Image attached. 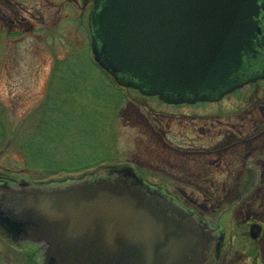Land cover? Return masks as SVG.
Wrapping results in <instances>:
<instances>
[{
  "label": "water",
  "instance_id": "obj_1",
  "mask_svg": "<svg viewBox=\"0 0 264 264\" xmlns=\"http://www.w3.org/2000/svg\"><path fill=\"white\" fill-rule=\"evenodd\" d=\"M261 8L264 0H94L91 54L119 87L170 104L217 101L264 79L253 62ZM0 232L35 245L40 264H212L223 240L125 166L0 182Z\"/></svg>",
  "mask_w": 264,
  "mask_h": 264
},
{
  "label": "rangeland",
  "instance_id": "obj_2",
  "mask_svg": "<svg viewBox=\"0 0 264 264\" xmlns=\"http://www.w3.org/2000/svg\"><path fill=\"white\" fill-rule=\"evenodd\" d=\"M92 3L93 0H0V107L12 130L24 131L32 123L51 83L52 91L59 97H73L75 101L86 103L78 108L80 114L77 117L80 119L77 125L81 133L72 140L76 144L82 143L78 160L94 157L106 160L81 173L59 172L42 179L44 182L105 173L113 166L133 164L132 156L135 154L147 158H161L163 155L160 145H147L141 140V132L145 130V111L134 104H141L138 94L114 87L93 62L87 23ZM120 95L125 98L113 115L111 111ZM148 102L157 103L153 99ZM218 105L226 109V116L201 120L214 124L219 120L234 121L242 123L245 128H259L255 138L235 147L233 154H226L228 158L232 156L235 162L240 159L243 163L252 155L257 156L260 171L249 173L247 185L253 186L254 181L264 184V81L227 95ZM97 110L103 111L109 121L95 115ZM205 111L211 112L212 108ZM101 117L104 118L102 114ZM198 121L185 119L182 121L183 130ZM175 127L180 128L179 125ZM93 144L97 148L91 151L92 154L83 153L86 147ZM68 147L72 149L71 145ZM66 148L60 151L64 154ZM4 166L10 167L15 180L20 179L18 177L39 178L26 169L23 155L18 150H8L0 155V168ZM16 173L19 176H15ZM247 191L245 188L238 193L194 194L199 199L197 211L210 218L211 226L221 225L226 237L236 235L232 244L226 240L224 248L231 252L227 254L223 251L217 261L219 264H236L231 261L236 259L237 252L254 254L256 248L261 252L260 263L264 264V236L257 244L242 235L248 227L245 221L264 222V189L259 186L255 191ZM210 198L212 203H207ZM38 254V250L12 243L0 235V264H40ZM251 258L243 256L239 263L250 264ZM210 262L213 263V260Z\"/></svg>",
  "mask_w": 264,
  "mask_h": 264
},
{
  "label": "flooded vegetation",
  "instance_id": "obj_3",
  "mask_svg": "<svg viewBox=\"0 0 264 264\" xmlns=\"http://www.w3.org/2000/svg\"><path fill=\"white\" fill-rule=\"evenodd\" d=\"M258 21L256 58L253 62L257 65L254 74L260 75L264 72V8L260 9ZM260 81H264V79H256L255 82L245 86L254 85ZM135 92L141 99V104L135 102V106L145 111V130L141 132L143 134L141 140L147 145L150 143L158 144L163 150L161 158H147L142 154H135L134 157L132 156L133 164L125 165V167L132 169L146 186L164 194L178 206L190 211L210 226V218L197 211L196 206L199 205V199H196L194 194H205V192L215 194L228 191L238 193L245 188L248 193L255 191L259 186L264 189V184L259 185L257 181H254L253 186L247 185L249 173L260 171L257 156L252 155V158L245 159L243 163L240 159L235 162L231 158L232 156L229 159L226 154L227 152L233 154L235 147L255 138L259 128H245L242 123L234 121L223 122L219 120L214 124V122L207 123L201 120L226 116V109L222 105H218V102L223 101L226 96L211 102L168 104L155 96H144L137 91ZM152 99L157 103L149 104L148 100ZM206 108H212V111L207 112L205 111ZM187 118L198 119L199 121L192 122L190 128L186 127V130H183L182 121ZM175 125H179L180 128H176ZM146 148L148 147L146 146ZM207 203H212L211 198ZM245 223L248 227L242 235L246 236L252 243L258 244L264 236V222L245 221ZM222 229L223 227L220 225L218 237L223 233L220 248L214 250L212 257H209L211 261L213 260L212 264H219L217 261L222 257L223 251H226L227 254L231 252L230 249L225 250L224 248L226 240L232 244L236 236L230 234L226 237V233ZM254 251V254L237 252L236 259L231 262L241 264L239 262L243 256L247 259L252 256L250 264H261V252L258 248Z\"/></svg>",
  "mask_w": 264,
  "mask_h": 264
},
{
  "label": "trees",
  "instance_id": "obj_4",
  "mask_svg": "<svg viewBox=\"0 0 264 264\" xmlns=\"http://www.w3.org/2000/svg\"><path fill=\"white\" fill-rule=\"evenodd\" d=\"M107 78L110 80L108 76ZM111 84L114 86L113 82ZM124 98L123 95L119 96V100H117L114 109L111 111L113 115ZM85 104V101H75L73 97H59L58 93L52 91L50 83L47 95L35 111L34 120L30 125L26 126L24 131H13L7 122L4 110L0 107V155L8 150H18L23 155L26 169L39 176V178H33L32 176L31 179L40 181L59 172L81 173L92 166L103 163L106 161L104 157L78 160L80 159L79 152L81 151L82 143L76 144L72 142L75 136L81 133V129L77 125V121L80 119L77 117L80 114V109L78 110V108H82ZM94 113L100 116L101 119L109 121L103 111L97 110ZM101 114L104 118L101 117ZM81 115H83V111H81ZM95 130L99 129L95 128ZM69 145L72 146V149H69ZM64 147L67 148L63 154L60 149L63 150ZM96 148L97 145L93 144L86 147L83 153H91ZM75 162L80 163L73 165ZM12 173L8 166L0 168V182L17 181L13 178L14 174ZM16 175L19 176L18 173ZM82 176L85 175L80 177ZM69 178L71 177L64 178L63 181Z\"/></svg>",
  "mask_w": 264,
  "mask_h": 264
}]
</instances>
